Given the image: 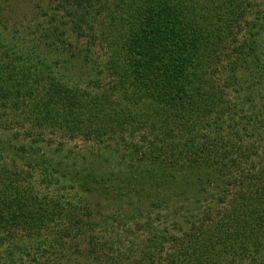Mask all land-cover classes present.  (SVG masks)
<instances>
[{
	"label": "trees",
	"instance_id": "obj_1",
	"mask_svg": "<svg viewBox=\"0 0 264 264\" xmlns=\"http://www.w3.org/2000/svg\"><path fill=\"white\" fill-rule=\"evenodd\" d=\"M20 1L0 0V264H264L258 4Z\"/></svg>",
	"mask_w": 264,
	"mask_h": 264
},
{
	"label": "rangeland",
	"instance_id": "obj_2",
	"mask_svg": "<svg viewBox=\"0 0 264 264\" xmlns=\"http://www.w3.org/2000/svg\"><path fill=\"white\" fill-rule=\"evenodd\" d=\"M36 1L39 2V4H41V0H21L19 3H24V5L19 8V12H20L21 16L23 14H25L24 16H26L27 18L31 19L32 11H33L34 14H36V12H35L36 11V8L33 9V7H36L35 6ZM42 1L44 2V4L47 2V0H42ZM254 1L258 4L259 11L262 14H264V8L262 6V0H257V1L254 0ZM97 50H99V49H97ZM96 52H98L99 54H102V52H100V50L99 51H96ZM103 82H104V84H106V82H108V81H107V79H103ZM84 83L86 84L87 82L84 81ZM90 87L93 88L92 86H90ZM53 138L57 142H59V138H55V137H53ZM65 145L67 147H69V148H76L77 147V148H81V149H84V147L87 146L86 144H84V143H82L80 141H75V142H68V141H66L65 142ZM89 146H91V145H89ZM168 225H169V222H168Z\"/></svg>",
	"mask_w": 264,
	"mask_h": 264
}]
</instances>
